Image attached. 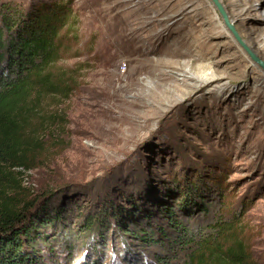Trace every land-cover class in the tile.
Masks as SVG:
<instances>
[{
	"label": "rangeland",
	"instance_id": "374dc122",
	"mask_svg": "<svg viewBox=\"0 0 264 264\" xmlns=\"http://www.w3.org/2000/svg\"><path fill=\"white\" fill-rule=\"evenodd\" d=\"M222 1L264 58V0ZM59 2L69 13L59 64L74 89L46 101L64 118L24 174L26 197L54 192L77 252L97 230L83 242L75 223L105 200L129 224L166 230L152 246L102 230L104 264L121 249V264H184L189 240L220 216L236 222L250 264H264V75L212 1L0 0V22L4 5L23 19ZM165 206L181 228L169 226Z\"/></svg>",
	"mask_w": 264,
	"mask_h": 264
},
{
	"label": "trees",
	"instance_id": "16d2710c",
	"mask_svg": "<svg viewBox=\"0 0 264 264\" xmlns=\"http://www.w3.org/2000/svg\"><path fill=\"white\" fill-rule=\"evenodd\" d=\"M58 6V11L43 12L36 18L27 14L23 19L21 15L17 17L19 14L11 5L1 8L0 264H104L105 231L102 230L124 233L146 246L159 242L158 234L167 236L162 226L148 224L151 228L148 229L138 225V220L132 224L125 222L120 215L122 207L118 205L116 209L105 200L99 212L94 215L89 212L83 222L75 223L80 228L79 235L86 234L81 238L83 242L97 230L92 248L86 246L77 252L76 242L71 240V245L66 239L71 225L66 224L65 207L56 203L54 192L26 197L30 189L24 185V174L37 166L48 136L45 132L53 133L52 128L64 118L60 110H51L46 101L68 97L74 89L73 76L59 64L57 41L69 13L65 3L59 2ZM203 209L209 211V207ZM162 210L169 226L181 228L171 206ZM146 216L151 219L153 214L148 212ZM188 245L192 246L184 264H250L251 261L236 222L225 217H216L207 232L193 237ZM125 257L126 250L121 249L119 256H113L114 264L122 258L126 260ZM81 258L82 263H78Z\"/></svg>",
	"mask_w": 264,
	"mask_h": 264
},
{
	"label": "water",
	"instance_id": "95a60500",
	"mask_svg": "<svg viewBox=\"0 0 264 264\" xmlns=\"http://www.w3.org/2000/svg\"><path fill=\"white\" fill-rule=\"evenodd\" d=\"M211 1L214 4V6L217 8L219 13L221 14L224 20V23L226 24L228 29L231 31V33L233 34V36L235 37L239 45L264 70V60H262L256 53L252 51V49L249 47V45L245 42V40L242 38L240 33L237 31L234 23L230 20V14L228 13L223 1L222 0H211Z\"/></svg>",
	"mask_w": 264,
	"mask_h": 264
},
{
	"label": "bare ground",
	"instance_id": "6f19581e",
	"mask_svg": "<svg viewBox=\"0 0 264 264\" xmlns=\"http://www.w3.org/2000/svg\"><path fill=\"white\" fill-rule=\"evenodd\" d=\"M230 20L232 21V22H234V19L233 18H231L230 17ZM245 42L249 45V47L252 49V51L254 52V53H256L262 60H264V58L256 51V50H254V48H253V46L248 42V41H246L245 40ZM249 56V55H248ZM249 58L251 59V61L257 66V67H259L260 68V70L262 71V73H263V75H264V70L259 66V64H257L250 56H249Z\"/></svg>",
	"mask_w": 264,
	"mask_h": 264
}]
</instances>
